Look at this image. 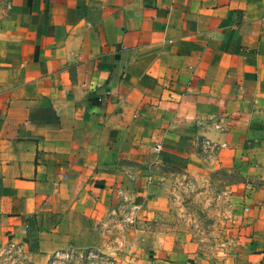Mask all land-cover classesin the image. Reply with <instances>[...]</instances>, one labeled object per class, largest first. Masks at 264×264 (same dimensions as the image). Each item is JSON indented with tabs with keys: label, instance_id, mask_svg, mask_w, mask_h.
Instances as JSON below:
<instances>
[{
	"label": "crops",
	"instance_id": "crops-1",
	"mask_svg": "<svg viewBox=\"0 0 264 264\" xmlns=\"http://www.w3.org/2000/svg\"><path fill=\"white\" fill-rule=\"evenodd\" d=\"M215 173L244 209L238 263L264 264V0H0V253L198 264L165 221Z\"/></svg>",
	"mask_w": 264,
	"mask_h": 264
},
{
	"label": "rangeland",
	"instance_id": "rangeland-1",
	"mask_svg": "<svg viewBox=\"0 0 264 264\" xmlns=\"http://www.w3.org/2000/svg\"><path fill=\"white\" fill-rule=\"evenodd\" d=\"M229 179L228 174L215 173L203 185L185 177L181 188L171 193L178 205L167 217L165 228L180 235L169 239L177 249L194 256L198 264H239L238 255L247 251L242 238L244 209L226 193L224 183Z\"/></svg>",
	"mask_w": 264,
	"mask_h": 264
},
{
	"label": "built area",
	"instance_id": "built-area-1",
	"mask_svg": "<svg viewBox=\"0 0 264 264\" xmlns=\"http://www.w3.org/2000/svg\"><path fill=\"white\" fill-rule=\"evenodd\" d=\"M202 145L206 149L213 148V143L204 140ZM139 207L127 201L111 213L115 218L113 232L115 242L124 248L126 234L135 227L138 221ZM111 228L108 232H112ZM0 264H37L27 257L22 245L8 244L0 253ZM45 264H119L117 254L96 247L69 246L54 251Z\"/></svg>",
	"mask_w": 264,
	"mask_h": 264
}]
</instances>
